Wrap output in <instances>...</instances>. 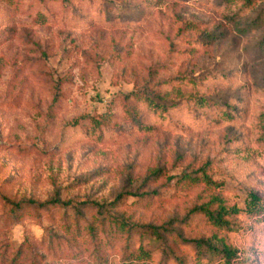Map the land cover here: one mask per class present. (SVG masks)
Instances as JSON below:
<instances>
[{"label": "rangeland", "instance_id": "1", "mask_svg": "<svg viewBox=\"0 0 264 264\" xmlns=\"http://www.w3.org/2000/svg\"><path fill=\"white\" fill-rule=\"evenodd\" d=\"M263 8L264 0L253 8L241 0H0V264H35L32 253L11 262L26 241L37 264H177L176 255L222 264L195 263L187 241L214 228L191 211L215 195L242 209L251 193L264 199V26L252 25ZM212 32L218 39L204 43ZM152 70L157 80L207 77L196 89L230 101L236 117L198 127L181 110L139 130L122 104ZM206 163L214 186H175ZM135 191L159 195L110 206ZM55 198L72 205H27ZM17 203L25 206L14 214ZM106 203L132 222L172 229L170 251L138 234L95 244L87 228L98 217L94 204ZM235 221L218 237L243 264H264V211ZM141 244L153 248L149 258H136Z\"/></svg>", "mask_w": 264, "mask_h": 264}, {"label": "trees", "instance_id": "2", "mask_svg": "<svg viewBox=\"0 0 264 264\" xmlns=\"http://www.w3.org/2000/svg\"><path fill=\"white\" fill-rule=\"evenodd\" d=\"M238 1L239 0H230L232 3H237ZM241 1L244 3V8H253L258 0ZM234 17L237 16L235 15ZM252 25H256L257 27L264 26V8L259 16L253 21ZM217 34L218 33L216 32L209 33L206 36L204 43H214L218 39ZM258 48V50L264 54V37L259 41ZM155 73H157V71L152 70V79L138 90L125 96L123 100L122 105L125 114L133 125L139 128V130H153L156 122L169 119L181 110L192 113L190 116L192 124L198 127L218 125L224 121L234 120L236 117L235 108L230 101L218 99L214 95H206L205 93L200 92L207 77L201 78L179 73L174 77L157 80L154 79ZM186 87H193L195 90H197L196 88L201 89L194 92L192 90L187 92L185 91ZM189 128L190 127H186L183 129ZM208 163L198 170L191 171V173H183L182 176L178 178L175 186L178 187L179 185L183 188H190L193 185L203 182L206 183L207 187L214 186L215 182L205 172ZM200 172H202V175L199 174ZM161 175V170H158L150 175L148 179H157ZM172 180L173 179H170L166 184L169 185ZM126 195L133 196L137 200H143L152 196H158L159 192L141 193L135 191L127 194L122 193L117 196L111 205L107 203L94 204L99 208L98 217L95 220V223H92L87 228L93 242L95 244H100L101 247L103 245L107 247L112 244V242H116L117 240L121 241L124 238L128 243L133 235L138 234L142 241L149 239L152 242L163 244L164 248H162L164 252L170 251L171 247L167 242L166 233L170 232L172 229L166 228L165 226L135 223L131 221V216L127 215L125 212L115 211L114 213H111L108 211L106 206H115L121 202L123 203ZM27 205L39 208L53 205L71 206L72 201H63L60 198H55L48 203L38 205L32 200L29 201ZM87 205L88 204H86V206ZM24 206V203H17L12 211L14 214H17L18 211L24 208ZM263 211L264 199L256 193H251L250 199L247 202L246 207L243 209L237 206L226 205L225 200L216 195L212 196L209 201L195 206L191 212L202 213L214 228L213 234L210 237H199L187 241L195 248V263L212 262L219 259L222 260V264H243L242 260L238 258V249L227 244L223 238H219L216 230L222 228L234 230L239 227L237 221H235L236 217L245 215L247 219L250 220L257 215H260ZM79 229L81 231V227ZM100 230L105 233L107 239H101L98 236ZM101 250V248L97 250L98 254L95 256L98 260L103 258L102 255L104 251ZM6 251H4V253ZM126 251L130 254L128 259H132V256L137 252H139V254L136 255V258H149L153 253V248L151 250H145L141 244L139 251L136 252L130 250L127 245ZM29 253H32L34 263L37 264L38 259L36 257H39L38 251L32 243L27 241L17 250L11 262L15 263L21 261L23 263ZM8 259V256L3 257L4 261H7ZM176 260L177 264H191L187 255H176Z\"/></svg>", "mask_w": 264, "mask_h": 264}]
</instances>
